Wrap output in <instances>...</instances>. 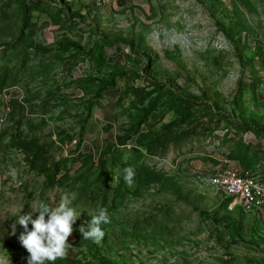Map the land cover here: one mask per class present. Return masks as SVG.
Here are the masks:
<instances>
[{
    "label": "rangeland",
    "instance_id": "obj_1",
    "mask_svg": "<svg viewBox=\"0 0 264 264\" xmlns=\"http://www.w3.org/2000/svg\"><path fill=\"white\" fill-rule=\"evenodd\" d=\"M227 170L264 183V0H0V257L27 264L11 225L67 192L55 264H264Z\"/></svg>",
    "mask_w": 264,
    "mask_h": 264
},
{
    "label": "clouds",
    "instance_id": "obj_2",
    "mask_svg": "<svg viewBox=\"0 0 264 264\" xmlns=\"http://www.w3.org/2000/svg\"><path fill=\"white\" fill-rule=\"evenodd\" d=\"M123 171L125 184L129 188L134 187L135 169L126 167ZM75 199L74 193L65 192L58 202L55 199L49 202L39 201L33 204L29 213L16 218L11 225V234H16L17 224L22 227L18 240L28 253L27 264H55L57 260L67 257L68 250L72 247L68 241L75 230L73 226L81 216L72 206ZM109 223L111 220L108 210L100 208L91 216L90 221H86L87 227L82 225L79 232L83 240L100 244L105 235L102 225ZM0 264H10V259L0 257Z\"/></svg>",
    "mask_w": 264,
    "mask_h": 264
},
{
    "label": "built area",
    "instance_id": "obj_3",
    "mask_svg": "<svg viewBox=\"0 0 264 264\" xmlns=\"http://www.w3.org/2000/svg\"><path fill=\"white\" fill-rule=\"evenodd\" d=\"M211 185L247 213L264 210V183L250 174L227 170L208 177Z\"/></svg>",
    "mask_w": 264,
    "mask_h": 264
},
{
    "label": "trees",
    "instance_id": "obj_4",
    "mask_svg": "<svg viewBox=\"0 0 264 264\" xmlns=\"http://www.w3.org/2000/svg\"><path fill=\"white\" fill-rule=\"evenodd\" d=\"M210 1H215V0H210ZM242 30H245V28H242V26L240 27ZM229 199H231V198H229ZM232 200V199H231Z\"/></svg>",
    "mask_w": 264,
    "mask_h": 264
}]
</instances>
